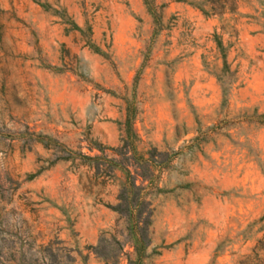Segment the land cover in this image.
<instances>
[{"label":"rangeland","instance_id":"1","mask_svg":"<svg viewBox=\"0 0 264 264\" xmlns=\"http://www.w3.org/2000/svg\"><path fill=\"white\" fill-rule=\"evenodd\" d=\"M0 264H264V0H0Z\"/></svg>","mask_w":264,"mask_h":264},{"label":"trees","instance_id":"2","mask_svg":"<svg viewBox=\"0 0 264 264\" xmlns=\"http://www.w3.org/2000/svg\"><path fill=\"white\" fill-rule=\"evenodd\" d=\"M128 120H129V118H127V121H126V123H128Z\"/></svg>","mask_w":264,"mask_h":264}]
</instances>
